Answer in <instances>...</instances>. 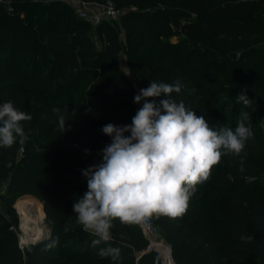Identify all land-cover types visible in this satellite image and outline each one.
<instances>
[{
    "label": "trees",
    "instance_id": "trees-1",
    "mask_svg": "<svg viewBox=\"0 0 264 264\" xmlns=\"http://www.w3.org/2000/svg\"><path fill=\"white\" fill-rule=\"evenodd\" d=\"M80 1H112L123 13L93 26L63 2L0 0V105L32 116L22 122L27 139L0 147V264H161L144 253L138 224L113 221L111 240L95 247L93 234L70 229L88 190L83 170L111 143L102 127L131 124L134 96L150 81H179L172 98L215 130H235L248 112L254 133L239 155L212 167L185 214L152 216L176 264H264V181H249L264 174V0ZM123 52L131 76L119 64ZM241 93L250 107L236 103ZM24 196L41 201L51 234L22 249L13 206ZM107 247L120 259L101 258Z\"/></svg>",
    "mask_w": 264,
    "mask_h": 264
},
{
    "label": "clouds",
    "instance_id": "clouds-1",
    "mask_svg": "<svg viewBox=\"0 0 264 264\" xmlns=\"http://www.w3.org/2000/svg\"><path fill=\"white\" fill-rule=\"evenodd\" d=\"M125 75L131 76V71ZM181 88L179 81H150L134 96V103H144L131 124L109 123L102 127L111 143L102 150L101 163L83 170L88 190L73 205L82 230L97 237L92 242L94 247L111 240L115 220L130 225L153 215L177 218L185 214L196 186L210 178L212 167L224 155H239L253 137L251 126L244 123L248 112L243 113L235 130H215L182 100L172 98L171 94L179 93ZM161 94L166 99L159 104L148 101ZM235 99L246 107L252 104L244 93ZM53 112L63 132L64 116L58 108ZM31 120L30 114L16 109L11 101L0 105V147H11L18 137L21 141L27 139L22 122ZM241 239L250 240L252 236ZM56 243L53 240L47 247ZM98 255L115 262L120 259V249L101 248Z\"/></svg>",
    "mask_w": 264,
    "mask_h": 264
},
{
    "label": "built area",
    "instance_id": "built-area-1",
    "mask_svg": "<svg viewBox=\"0 0 264 264\" xmlns=\"http://www.w3.org/2000/svg\"><path fill=\"white\" fill-rule=\"evenodd\" d=\"M2 1V0H1ZM47 4L52 1L63 2L74 8L79 18L88 21L93 26L99 25L103 20H116L123 11L115 7L112 1L105 5L87 4L80 0H41ZM99 164V163H97ZM144 237L148 241V245L144 253H154L160 258L161 264H176L172 248L168 245L166 240L160 235L158 227L155 225L153 218H146L143 222L138 224ZM23 249L24 246L20 244Z\"/></svg>",
    "mask_w": 264,
    "mask_h": 264
},
{
    "label": "bare ground",
    "instance_id": "bare-ground-1",
    "mask_svg": "<svg viewBox=\"0 0 264 264\" xmlns=\"http://www.w3.org/2000/svg\"><path fill=\"white\" fill-rule=\"evenodd\" d=\"M15 208L20 214V239L23 245H30L47 236L45 219L41 213V203L37 198L21 197L16 201Z\"/></svg>",
    "mask_w": 264,
    "mask_h": 264
},
{
    "label": "rangeland",
    "instance_id": "rangeland-1",
    "mask_svg": "<svg viewBox=\"0 0 264 264\" xmlns=\"http://www.w3.org/2000/svg\"><path fill=\"white\" fill-rule=\"evenodd\" d=\"M119 64L122 67V69L125 71V73L127 71H129L128 60H127V57L124 54V52L119 55ZM141 107H142V101L138 104L137 110L139 108H141ZM253 179H258L259 182H262V181H264V174H259V175H257L254 178H249V181H252ZM40 203H41V201H40ZM41 206H42V203H41ZM13 208L15 209V211L17 213V216H18V229H17V231H18L19 240H20V244H21V239H20V237H21V230H20V216H19L20 214H19L18 210L15 208V205L13 206ZM41 213H42V210H41ZM78 228H82V226L77 222V220L76 221H73L72 223H70V229H72V230L74 229L75 230V229H78ZM45 230H46V235L47 236L45 235L46 237H44L43 239L49 238V236L51 234V226H50V223L48 222L47 219H45ZM30 245H26V246H24V248L25 247H28Z\"/></svg>",
    "mask_w": 264,
    "mask_h": 264
},
{
    "label": "water",
    "instance_id": "water-1",
    "mask_svg": "<svg viewBox=\"0 0 264 264\" xmlns=\"http://www.w3.org/2000/svg\"><path fill=\"white\" fill-rule=\"evenodd\" d=\"M44 238V237H43ZM42 238V239H43ZM42 239H39L38 241H36V242H34V243H32L31 245H34V244H36V243H38V242H40ZM22 244V243H21ZM23 245V244H22ZM23 246H25V245H23Z\"/></svg>",
    "mask_w": 264,
    "mask_h": 264
}]
</instances>
